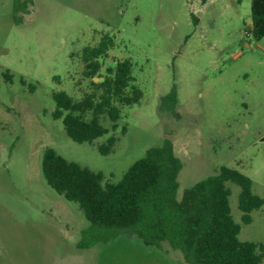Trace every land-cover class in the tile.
<instances>
[{
	"label": "rangeland",
	"instance_id": "1",
	"mask_svg": "<svg viewBox=\"0 0 264 264\" xmlns=\"http://www.w3.org/2000/svg\"><path fill=\"white\" fill-rule=\"evenodd\" d=\"M105 33L115 45L103 71L130 58L144 95L122 106L116 130L77 142L53 115L54 92L90 90L82 50ZM166 139L183 162L179 198L223 165L264 198V37L253 34L252 0H0V264H188L168 241L147 245L134 231L94 243L83 211L42 170L52 147L118 182ZM227 185L239 238L264 244V205L243 222L241 187Z\"/></svg>",
	"mask_w": 264,
	"mask_h": 264
},
{
	"label": "trees",
	"instance_id": "2",
	"mask_svg": "<svg viewBox=\"0 0 264 264\" xmlns=\"http://www.w3.org/2000/svg\"><path fill=\"white\" fill-rule=\"evenodd\" d=\"M252 24L254 36L264 37V0H252ZM114 45V37L105 33L97 44L83 48V72L90 83L84 96L54 92L57 108L53 115L63 120L67 134L77 142H93L116 130L122 106L135 104L144 95L136 84L130 58L103 71L101 58ZM5 76L8 80L13 77L9 71ZM22 82L26 84L24 79ZM105 118L110 119L111 127L104 124ZM117 139L110 135L99 145L101 153H110ZM182 167L170 139L148 149L118 182L106 181L103 172L70 160L52 147L45 149L42 161L47 183L77 203L90 221L92 227L84 233L91 234L94 243L108 240L112 232L134 231L147 245L161 246L168 241L183 252L188 264H262L264 244L239 238L241 224L232 214L227 185L228 181L240 185L242 220L250 223L252 211L264 205V198L253 191L252 178L223 165L217 173L186 188L179 198Z\"/></svg>",
	"mask_w": 264,
	"mask_h": 264
}]
</instances>
